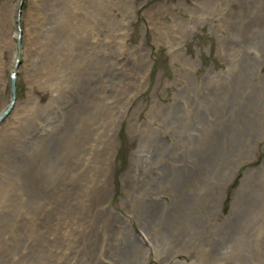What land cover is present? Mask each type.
<instances>
[{"label":"rangeland","instance_id":"rangeland-1","mask_svg":"<svg viewBox=\"0 0 264 264\" xmlns=\"http://www.w3.org/2000/svg\"><path fill=\"white\" fill-rule=\"evenodd\" d=\"M17 58L0 264H264V0H0Z\"/></svg>","mask_w":264,"mask_h":264},{"label":"bare ground","instance_id":"bare-ground-1","mask_svg":"<svg viewBox=\"0 0 264 264\" xmlns=\"http://www.w3.org/2000/svg\"><path fill=\"white\" fill-rule=\"evenodd\" d=\"M16 32H17V29H16ZM19 36V34L17 35V37ZM15 38V40H16V43H17V48H19L18 46V43L20 42H18L17 40H18V38ZM20 49V48H19ZM19 49H18V52H19ZM18 59V58H17ZM17 61V60H16ZM18 63H19V59H18V62L16 63V62H14L13 63V69L16 71L17 70V67H18ZM10 76V75H9ZM9 83V82H8ZM17 93V92H16ZM17 102H18V99L15 101V103H14V107L15 106H17L16 104H17ZM8 104V103H7ZM7 106V105H6ZM5 106V107H6ZM4 107V108H5ZM13 107V109H15ZM4 108H2V110L4 109ZM1 110V111H2ZM8 115V114H7ZM4 116V118H2L1 120L2 121H0V123H2L3 121H4V119H6L8 116ZM260 117V116H259ZM229 127H232V126H227L226 128H224L225 130L226 129H229ZM238 128H236V130H237ZM239 130H241V132L242 133H240L239 135H237V136H234L235 137V139H233L232 138V136L231 135H227V137H226V139L224 140L225 141V143H226V146H227V148L228 149H234V143H236L237 144V140L239 139V137H240V135H243L244 134V130L243 129H239ZM234 135H236V134H234ZM218 141H221V139L220 140H218ZM254 146H255V143H254ZM223 151H222V148L220 147V145L218 144V143H214V145H213V149H212V151L210 152L211 153V157L209 158V159H207V158H205L204 156H196V162L199 164L200 162H201V169H203L204 171H209V169L211 168V167H213L210 163H213V162H215L216 161V158L218 157V155H220L221 153H222ZM211 171H213V170H211ZM205 172V174L204 175H201L200 174V176H197V177H199V178H204V177H206V175H208V173L209 172H207L206 173ZM191 175V174H190ZM211 175H214L215 177H217V175L219 176V174L218 173H215V174H211ZM189 176V175H188ZM195 176V177H196ZM220 178V177H219ZM201 181V180H200ZM206 181V180H205ZM203 182L204 181H202V184H203ZM199 184V183H198ZM199 186L200 187H202V188H204V189H206V185H200L199 184ZM223 187V186H222ZM222 188L220 187L218 190H216V191H214V194H215V196L216 195H218L219 196V198H220V196H221V193H220V190H221ZM213 193V192H212ZM148 195H151V196H155L156 197V192L154 191V189H150L149 190V192L147 193ZM206 197L204 196V194H203V191L200 193V199L201 200H204ZM223 198V197H222ZM178 204V203H177ZM214 204V203H213ZM216 205V204H215ZM219 205V204H218ZM199 207V206H198ZM178 215L180 216V210H178ZM142 264H146V262H143Z\"/></svg>","mask_w":264,"mask_h":264},{"label":"water","instance_id":"water-1","mask_svg":"<svg viewBox=\"0 0 264 264\" xmlns=\"http://www.w3.org/2000/svg\"><path fill=\"white\" fill-rule=\"evenodd\" d=\"M17 21H18V19H17ZM17 62L18 61H16V63ZM15 77H16V75L13 74L9 78L10 100H9L7 106L0 113V121H2L1 119L4 118V116H6L11 111L10 109H12L14 107V103L17 100L16 99V88L17 87H16V78Z\"/></svg>","mask_w":264,"mask_h":264}]
</instances>
